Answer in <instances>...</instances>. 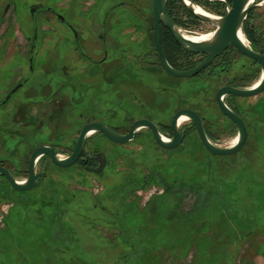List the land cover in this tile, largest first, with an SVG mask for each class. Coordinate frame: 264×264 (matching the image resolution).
Returning <instances> with one entry per match:
<instances>
[{"label": "rangeland", "instance_id": "1", "mask_svg": "<svg viewBox=\"0 0 264 264\" xmlns=\"http://www.w3.org/2000/svg\"><path fill=\"white\" fill-rule=\"evenodd\" d=\"M200 1L205 11L223 14L221 4ZM255 3L247 20L264 48V0ZM184 11L174 4V15L187 20ZM189 24L181 26L188 35L214 30L203 20ZM153 32L152 0H0V165L23 181L36 147L54 145L68 156L89 121L125 131L139 118L167 125L180 108L200 112L210 139L231 146L237 126L215 94L247 72L239 82L254 85L260 65L234 52L200 77L177 78L161 67ZM195 58L175 61L188 66ZM67 64L66 75L88 85L78 84L76 93L66 83L47 99L48 92L28 95L36 81L53 90L62 81L58 65ZM21 77L22 87L2 104ZM229 102L249 132L233 155L211 154L196 131L164 149L143 128L127 144L88 137L84 152L108 157L101 173L62 168L45 156L32 190L18 191L0 175V264H264V92ZM20 122L29 128L18 129Z\"/></svg>", "mask_w": 264, "mask_h": 264}, {"label": "water", "instance_id": "2", "mask_svg": "<svg viewBox=\"0 0 264 264\" xmlns=\"http://www.w3.org/2000/svg\"><path fill=\"white\" fill-rule=\"evenodd\" d=\"M181 1L197 19L206 21L214 26V30L212 31L214 36L211 40L203 42H196L189 39L177 25L174 18L169 14L168 0H152L154 14L153 41L160 58L161 67L164 71L177 78L195 77L212 65L217 57L231 47L235 48L241 54L257 61L262 69L261 77L254 85L244 88L227 85L221 87L216 93V102L220 111L237 126L238 134L236 143L228 147H222L214 143L208 136L204 119L192 109H181L174 114L170 125L172 131L171 138L166 137L161 132L158 125L150 119H138L134 121L126 134H120L104 123L91 122L83 126L77 144L73 152L68 156H61L58 150L52 145H42L34 149L29 160V176L23 181L18 180L10 168L0 165V175L5 177L14 189L18 191H29L36 187L39 179L43 177L42 173L37 172L36 166L40 159L45 156L49 157L56 166L62 168L75 165L83 154L86 140L97 132L105 135L115 143L127 144L136 137L141 129L148 128L152 131L155 140L162 148L174 149L181 145L184 139V135L179 130L180 118L187 117L195 124L202 144L211 154L228 156L236 154L244 148L249 136L248 127L242 116L232 109L226 103L225 99L228 95L247 98L258 96L264 92V52L260 49H254L241 38L242 34H244V24L250 12L257 6L255 3L256 0H232L230 7H227L225 15H212L215 19L205 14L198 13L195 7L199 5L195 1ZM224 1L226 2V0ZM163 26L171 32L175 41L185 51L205 54L207 56L206 59L195 68L189 70H180L172 66L162 45ZM97 159L100 163L99 167H87L86 170L94 173H101L106 167V157L102 154H98Z\"/></svg>", "mask_w": 264, "mask_h": 264}, {"label": "flooded vegetation", "instance_id": "3", "mask_svg": "<svg viewBox=\"0 0 264 264\" xmlns=\"http://www.w3.org/2000/svg\"><path fill=\"white\" fill-rule=\"evenodd\" d=\"M200 6V5H199ZM229 6V4L227 3L226 5H225V10L227 9V7ZM9 7L10 6H8L7 7V9H6V11H5V14L8 12V10H9ZM201 7V6H200ZM55 15L58 17V19L60 20L61 18V14H59V13H57V12H55ZM175 18H177V19H179L178 18V16H174ZM173 17V18H174ZM188 17V16H187ZM175 18H174V20H175ZM192 19V18H191ZM188 20H190V19H188L187 18V20H185V24L186 25H190L189 23H192V25H198V22H200L201 20H199V19H197V22L195 21V20H193L192 22H188ZM176 21V20H175ZM249 21L248 20H246V22L245 23H248ZM196 23V24H195ZM178 25V24H177ZM179 26V25H178ZM180 28H182L181 26H179ZM253 27V26H252ZM183 30V29H182ZM184 32V31H183ZM211 32V31H210ZM210 32H208V33H210ZM185 33V32H184ZM203 34H206V33H201V34H199V35H203ZM172 35V34H171ZM194 36H196V35H194ZM198 36V35H197ZM247 38V37H246ZM248 39V38H247ZM165 53H166V56H167V58H168V60H169V62L171 63V62H175V60H177V58H182V59H184V58H187V59H189L190 57H196L195 58V64L194 63H192V64H190V65H188V66H186V68H188V69H180V70H189V69H193V68H195L198 64H200L201 62H203L205 59H206V55L205 54H196V53H191V52H187V51H185L181 46H179L178 45V43L175 41V39L173 38V36L170 38V40H169V44H168V46L165 48ZM263 52H264V50H262ZM234 52L235 53H238L239 55H240V57H242V58H249V57H247V56H245V55H243V54H241L240 52H238L235 48H233V47H231V48H229V49H227L226 51H224L223 52V54L222 55H220L219 57H217L216 58V60L212 63V65H210L207 69H205L204 71H208V70H210V69H214V68H216V67H220V65H222V64H225L226 62H230V60H232V59H230L231 58V54H234ZM250 59V58H249ZM251 60H253V59H251ZM253 61H255V60H253ZM107 61H106V59H104V60H101L100 62H96L97 63V65H104L105 63H106ZM220 62H222L221 64H220ZM256 63H258L257 61H255ZM95 63V64H96ZM259 64V63H258ZM69 65L70 64H67V65H58L59 67H58V71H59V73H61L63 76L61 77V82H55L54 84H53V86H54V88H53V90H52V88H50V86L52 85V83H47V82H44V83H41V81H36V88H34V87H31L30 89H29V91H31V92H29L28 93V95H31L32 96V94H34V90H38V91H40L41 92V94L40 95H42L43 93L45 94V92H48V94L46 95L47 97H46V99L47 98H49L50 96H51V92L50 91H59L60 90V87L59 86H63V85H65L66 83L67 84H69L70 85V90L72 91V92H76V93H78L77 92V88L79 87L78 86V84H84L85 86L86 85H88V82H86V81H88V80H86L87 78H85L84 79V81L85 82H81V81H79L78 83H77V80H74L73 78H72V80H71V76H68V75H66V73H67V71H68V69L69 68H71V67H69ZM178 66H180V67H184L183 65H179L178 64ZM189 66H190V68H189ZM19 68H24V67H19ZM176 68V67H175ZM225 68V67H224ZM223 68V69H224ZM26 69V68H25ZM28 69V68H27ZM177 69H179V68H177ZM32 70H34V68L32 69ZM221 70V69H220ZM204 71H202L200 74H198L196 77H200L201 75H202V73L204 72ZM215 71V70H214ZM224 71H225V69H224ZM215 73V72H214ZM219 73V72H218ZM221 73H222V71H221ZM248 73V72H247ZM245 74V76H243V78H242V76L241 77H237V76H234L233 78H232V80H230L227 84H225V85H223V86H227V85H230V86H236V87H241V88H244L243 86H242V83H240L239 82V80L240 79H245V80H247V77H248V79H249V77H250V75H249V73L248 74ZM33 75H34V71H33V73H32ZM217 74V73H216ZM33 75L32 76H29V77H27V78H25L26 79V81L27 80H31L32 79V77H33ZM90 75H92V73H90ZM88 79H89V77H88ZM18 80V79H17ZM29 80V81H30ZM90 80H91V76H90ZM23 81H24V79L21 77L18 81H16L15 83H14V85H13V87L9 90V92L6 94V100H3V103L2 104H7L12 98H13V96L15 95V93L16 92H14L13 91V89L17 86L18 87V89H19V87L21 86L22 87V83H23ZM29 81H27L26 82V85L29 83ZM65 81V82H64ZM81 84V85H82ZM18 85H20V86H18ZM37 85H42L41 87H40V90L38 89L39 87L37 86ZM223 86H221V87H223ZM55 87H59V90H57ZM220 87V88H221ZM92 88V87H91ZM219 88V89H220ZM88 90H90V88L88 87L87 88ZM218 89V90H219ZM217 90V91H218ZM19 91V90H18ZM36 92L38 95H39V92ZM59 93V92H58ZM217 93V92H216ZM53 95V94H52ZM60 95V94H59ZM58 94H55V96H54V98H52V100L53 99H55V98H57L58 96H59ZM215 96H216V94H215ZM60 97V96H59ZM236 98H242V97H238V96H234V95H228L227 97H226V99H225V101H226V103L232 108V107H234L233 105H231V104H229V103H231V102H229V100L231 99H236ZM42 101H45V99L43 100L42 98L39 100L38 99V101L37 102H42ZM42 104H43V102H42ZM0 105H1V103H0ZM23 104H20L19 105V109H22V110H24V113H22V114H26L27 112V107H26V109H24V107L22 106ZM218 105V104H217ZM17 108V109H18ZM16 109V110H17ZM181 109H192V110H194V111H196L199 115H201L200 114V112H198L197 110H195V109H193V108H180V109H178L177 111H179V110H181ZM233 109V108H232ZM14 111V114H13V120H14V115H16V113H18L17 111ZM176 111V112H177ZM175 112V113H176ZM174 113V114H175ZM222 113V112H221ZM174 114H173V116H174ZM173 116L171 117V121H172V118H173ZM202 116V115H201ZM202 118L204 119V117L202 116ZM139 119H150V120H153L157 125H158V127H159V129L161 130V132L166 136V137H168V138H171L172 137V131H171V127H170V125H171V121H170V123L169 124H167V125H163L162 123H157L156 122V120L155 119H153V118H139ZM229 119V118H228ZM27 120V119H26ZM136 120H138V119H136ZM136 120H134V121H136ZM133 121V122H134ZM245 121V120H244ZM16 122V121H15ZM91 122H100V123H104V124H106V125H108L109 127H111L113 130H115V131H117L118 133H120V134H126L127 132H128V130L129 129H127V130H122L121 128H119V127H116V126H113V125H111V124H109V123H106V122H101V121H89L88 123H91ZM185 122H187V120H185ZM185 122H180V126H179V130H180V132L184 135V139H183V141H182V143L181 144H183L184 142H185V140L187 139V137L189 136V134H191V133H193V131H196V133H197V135H198V137H199V139H200V136H199V134H198V132H197V128H196V126H195V124L191 121L190 122V124H191V126L190 127H188V128H183V127H181V125L183 124V123H185ZM21 123V122H20ZM204 123H205V128H206V131H207V133H208V130H207V123H206V120L204 119ZM232 123H234L233 121H232ZM16 124V123H15ZM27 124H29V122L27 121ZM87 124V123H86ZM85 124V125H86ZM235 124V123H234ZM25 125V123L24 122H22L21 124H20V126H19V128L18 129H20V128H23V126ZM236 125V124H235ZM247 125V124H246ZM16 126V125H15ZM25 127H28L29 128V126L28 125H25ZM148 129V128H147ZM148 130H150V129H148ZM151 131V130H150ZM24 132V131H23ZM97 134V133H96ZM98 134H101V133H98ZM80 135V134H79ZM109 143H111V144H118V143H115V142H113V141H111L110 139H108L105 135H103V134H101ZM139 135V132L137 133V135H136V137L134 138V139H136L137 138V136ZM151 135H152V137L155 139V137H154V135H153V133H152V131H151ZM208 136H209V134H208ZM79 137V136H78ZM89 139V138H88ZM88 139L86 140V143H87V141H88ZM201 140V139H200ZM77 141H78V139H77ZM77 141H76V144H77ZM156 141V140H155ZM86 143H85V146H86ZM156 143H157V141H156ZM158 144V143H157ZM45 145V144H44ZM49 145V144H48ZM42 146V145H41ZM52 146H54V145H52ZM38 147H40V146H38ZM55 148H56V146H54ZM37 148V147H36ZM35 148V149H36ZM75 148V147H74ZM85 148V147H84ZM57 149V148H56ZM58 150V149H57ZM74 150V149H73ZM34 151V150H33ZM32 151V152H33ZM31 152V153H32ZM59 152V151H58ZM73 152V151H72ZM98 154H102L103 156H105L106 157V167L108 166V157H107V155L105 154V153H103V152H100V151H97V152H95L94 154H92V155H87L84 151H83V154H82V156H81V158H80V160L75 164V165H81V166H83L85 169L87 168V167H94V168H97V167H99V165H100V163H99V161H98ZM30 156H31V154H30ZM47 157V156H46ZM47 158H49V157H47ZM50 159V158H49ZM29 160H30V158H29ZM105 167V168H106ZM9 168V167H8ZM28 168H29V161H28ZM28 168H27V178H28V176H29V173H28ZM12 170V172L14 173V175H15V177L17 178V173H16V171H14L13 169H11ZM104 171V170H103ZM102 171V172H103ZM38 172V171H37ZM43 174V173H42ZM26 178V179H27Z\"/></svg>", "mask_w": 264, "mask_h": 264}, {"label": "trees", "instance_id": "4", "mask_svg": "<svg viewBox=\"0 0 264 264\" xmlns=\"http://www.w3.org/2000/svg\"><path fill=\"white\" fill-rule=\"evenodd\" d=\"M193 1H195L197 4L198 3H201V1L200 0H193ZM207 3H209V4H211L212 3V1L211 0H205ZM214 1V3H216V4H221L222 6H223V8H224V12H220V14H222V15H225L226 14V11H225V5L227 4V3H229L230 5H231V3H232V0H226V4L225 3H223V2H219V1H221V0H213ZM176 2H180L181 4H182V6H183V8H184V14H186L189 18L188 19H190V21L192 22L193 20H195L196 22H197V18L186 8V6L182 3V1L181 0H168V12H169V14L172 16V17H174L175 15H174V12H173V7H174V4L176 3ZM175 18V17H174ZM192 18V19H191ZM175 20H176V23L179 25V26H186V24H185V20H183L182 18H179V19H177V18H175ZM243 31H244V34H245V36L248 38V40L250 41V44H251V46L254 48V49H260V50H264V48H263V45H262V39H261V36H259V35H257L256 34V30H255V28L254 27H252V24L251 23H245L244 24V27H243ZM172 37V35H171V32L166 28V27H162V45H163V47H164V50H165V48L167 47V45L169 44V40H170V38ZM171 65L172 66H174V67H176V68H179V69H188V68H186V66H184V67H180V66H178V64H177V62L175 61V62H171ZM190 68V67H189ZM236 112H238L241 116H242V118L245 120V118H244V116L242 115V113L239 111V109L237 108V107H232ZM246 121V120H245Z\"/></svg>", "mask_w": 264, "mask_h": 264}, {"label": "bare ground", "instance_id": "5", "mask_svg": "<svg viewBox=\"0 0 264 264\" xmlns=\"http://www.w3.org/2000/svg\"><path fill=\"white\" fill-rule=\"evenodd\" d=\"M195 8H196V10H197L198 13L205 14V15L210 16L211 18L215 19V17L212 16L213 14L205 11L204 9H202V7L196 6ZM186 36L189 39L193 40V41L203 42V41L211 40L213 38V36H214V33L211 31L210 33H206V34H203V35L194 36V35H188V34H186ZM241 38L247 44V39H246V37H245L244 34H242ZM185 120L190 121L187 117H182V118H180L179 124H180L181 121L182 122H185ZM235 143H236V138L232 141L231 144H235Z\"/></svg>", "mask_w": 264, "mask_h": 264}]
</instances>
